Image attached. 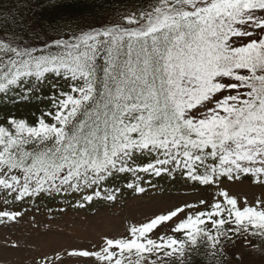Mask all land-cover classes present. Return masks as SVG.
I'll list each match as a JSON object with an SVG mask.
<instances>
[{
  "label": "snow or ice",
  "instance_id": "snow-or-ice-1",
  "mask_svg": "<svg viewBox=\"0 0 264 264\" xmlns=\"http://www.w3.org/2000/svg\"><path fill=\"white\" fill-rule=\"evenodd\" d=\"M49 76L67 82L51 85V110L0 121V227L42 195L91 189L89 203L115 201L105 183L142 173L215 192L38 264H189L264 239V0H148L71 39L0 40V102ZM245 181L262 190L251 202L221 187Z\"/></svg>",
  "mask_w": 264,
  "mask_h": 264
},
{
  "label": "rangeland",
  "instance_id": "rangeland-1",
  "mask_svg": "<svg viewBox=\"0 0 264 264\" xmlns=\"http://www.w3.org/2000/svg\"><path fill=\"white\" fill-rule=\"evenodd\" d=\"M53 83L60 86L67 85L63 80L54 79L50 84H45L44 88L47 89ZM21 89L15 95L21 94ZM48 103L45 105L46 109L50 108ZM8 104H22V101L9 100ZM10 116L18 117L17 111L11 112ZM137 181V179L133 180L134 183ZM147 181L142 182L144 192L127 188L115 201L108 203L96 198L92 203L86 202L88 207L84 206L83 199L84 196L90 195L87 194V190L51 195L54 197L59 195L60 199L49 207L48 195H42L27 204L20 205L19 208L24 215L9 227H0V264H38L39 261L56 253L65 254L69 250L91 249L93 245L99 246L105 237H123L130 226L146 223L179 206L202 199L211 201L215 192L211 187L195 188L188 187L184 183L176 186L169 183L170 189L163 188L162 193L158 194L152 185L155 179L151 180V185ZM221 187L229 191L230 195L240 199L247 198L250 202L262 191L248 181L226 182ZM109 192L112 190L110 189ZM67 197L74 204L65 205L64 199ZM81 204L83 207L80 206ZM172 226L171 224L162 227L153 238L161 234L170 235ZM12 245H16L17 248H13ZM227 248L230 256H235L227 264H264V239L230 243ZM65 264H84V261L65 255Z\"/></svg>",
  "mask_w": 264,
  "mask_h": 264
},
{
  "label": "trees",
  "instance_id": "trees-1",
  "mask_svg": "<svg viewBox=\"0 0 264 264\" xmlns=\"http://www.w3.org/2000/svg\"><path fill=\"white\" fill-rule=\"evenodd\" d=\"M146 3L148 0H0V39L18 46L40 47L46 39L50 42L55 38L71 39L73 34L79 35L81 31L115 23L122 12H131L134 6ZM54 79L49 76L46 82L37 87H32L31 83L24 85L21 94L16 95L15 99L22 101V104H8L11 99L0 102V121L5 117L11 119L10 113L17 111V119L32 123L42 113L51 110L52 102L48 97L53 89L50 85L46 89L44 85L50 84ZM61 87L67 90V85ZM27 88H32L30 95L27 99H20ZM47 103L49 109L45 107ZM131 178L132 176L117 178L105 185L111 184L122 190L126 187V182H132ZM249 240L251 238L241 237L236 242ZM226 249L227 255L223 259L212 257L207 249H203L194 258H189V264H227L235 256H230Z\"/></svg>",
  "mask_w": 264,
  "mask_h": 264
}]
</instances>
